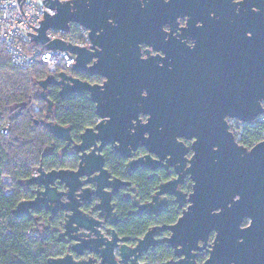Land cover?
<instances>
[{
	"label": "water",
	"instance_id": "obj_1",
	"mask_svg": "<svg viewBox=\"0 0 264 264\" xmlns=\"http://www.w3.org/2000/svg\"><path fill=\"white\" fill-rule=\"evenodd\" d=\"M142 1L145 3L43 0L54 14L44 10L40 26L30 25L38 34H27L31 35L30 41L49 50L75 55L73 73L94 76L100 64L92 61L99 47L107 49L124 28L135 29L155 20L158 11H143ZM145 4L157 6L163 1L149 0ZM71 23L88 30L90 48L57 38L50 40L49 30L69 31ZM100 74L105 78L102 85L64 72L38 82L40 98L47 103L46 118L53 112L47 90L54 85L62 98L70 93H87L99 119L85 128L77 141L70 127L45 123L56 139L72 146L77 154L76 165L50 171L38 167L25 181L32 198L22 200L13 210L16 216L32 217L33 212L46 211L51 217H61L58 240L64 243L65 253L51 258L49 264H149L143 257L160 242L173 250L176 264H195L196 252L204 250L212 229L218 232L216 242L203 264L237 261L233 240L242 216L248 214L243 206L250 199L264 197V141L248 151L236 141L228 119L252 122L264 111L258 103L264 97V75L257 77L253 70L235 66L225 68L223 74L188 69L184 74L167 77L154 99L150 91L142 96L143 83L134 73L118 79L107 72ZM114 93L126 103L113 107ZM140 113L149 116L145 122ZM183 140L191 141V145L186 146ZM107 146L126 161L128 173L164 167L167 171L172 168L176 177L160 183L147 202H140L132 183L112 176L105 167L102 150ZM141 148L146 153L135 157ZM186 177L193 183L190 193L180 189ZM123 189L129 190L127 196L137 215L158 216L169 206L170 197L181 210L180 215L173 224L151 226L141 237L120 236L114 228L119 222L114 197Z\"/></svg>",
	"mask_w": 264,
	"mask_h": 264
},
{
	"label": "trees",
	"instance_id": "obj_2",
	"mask_svg": "<svg viewBox=\"0 0 264 264\" xmlns=\"http://www.w3.org/2000/svg\"><path fill=\"white\" fill-rule=\"evenodd\" d=\"M47 76L45 65L31 70L16 67L0 45V264H49L51 258L65 253L64 243L58 240L61 217H51L46 211L33 212L32 217L13 213L19 202L32 198L25 181L38 167L50 171L72 169L76 165V153L66 142L56 139L45 123L52 121L70 127L71 136L77 141L79 134L94 126L97 120L95 104L87 93H70L62 98L59 88L54 85L47 90L48 98L53 102V112L46 118L47 103L40 98L38 82ZM6 126L8 133L4 134L1 130ZM263 129V124L245 129L240 144L250 147L254 142L250 139ZM105 156L110 174L130 181L140 202H147L156 187L166 179L163 173L145 168L128 173L125 160L120 156L110 150ZM4 178H8V182ZM183 190L189 191L190 183L186 182ZM128 194L129 190L123 189L114 197L119 218L114 228L120 236L141 237L151 226L173 224L178 219L180 212L173 202L158 216L137 215ZM171 254L168 247L160 244L144 260L157 264Z\"/></svg>",
	"mask_w": 264,
	"mask_h": 264
},
{
	"label": "flooded vegetation",
	"instance_id": "obj_3",
	"mask_svg": "<svg viewBox=\"0 0 264 264\" xmlns=\"http://www.w3.org/2000/svg\"><path fill=\"white\" fill-rule=\"evenodd\" d=\"M162 1L163 4L157 6L145 4L149 0H145V3L142 1L140 9L143 11H158L155 20L144 22L135 29L124 28L119 31L118 37L109 42L108 50L102 47L97 49V55L92 63L100 64L97 68L98 74L94 76L86 72L71 74L92 84L102 85L105 78L101 72H107L117 79L134 73L143 83L142 96H147L150 91L154 99L166 83L167 77L184 74L188 69L205 71L208 74L213 72L223 74L225 68L235 66L238 69L249 68L257 77L264 75V0ZM117 90L119 88H115V91ZM114 94L113 107H117L119 103H126L125 100H119L121 95ZM258 103L261 110H264V97L260 98ZM139 117L145 122L149 116L140 113ZM98 121L97 117L96 122ZM229 122L245 126L243 131L252 129L256 124L264 125V111L258 113L252 122L228 119V124ZM229 127L238 144L248 151L264 141L263 129L254 139H250L254 141L250 147L244 146L239 142L243 132L238 136L230 124ZM183 143L186 146L191 145V141L188 140H183ZM68 147L74 152L72 146ZM107 150L115 153L110 146L102 150L105 167ZM145 153L144 149H138L135 157L143 156ZM191 155L190 150L188 156ZM151 171L163 173L166 179L162 182L176 177L172 168L167 171L164 167H158ZM186 182L190 183L189 191L183 190ZM192 184L186 177L180 184V189L190 193ZM171 202L174 203L172 197L169 198V204ZM243 209H247L248 214L242 216L239 232L233 240L235 246L232 255L237 261L232 260L224 264H264V197L248 200ZM217 234L215 229L208 233L204 250L196 252L195 264H203L210 258ZM166 235L165 232L164 236ZM160 244L168 247L166 243H158ZM169 249L172 251L171 256L161 263L176 264L177 258L173 250Z\"/></svg>",
	"mask_w": 264,
	"mask_h": 264
},
{
	"label": "built area",
	"instance_id": "obj_4",
	"mask_svg": "<svg viewBox=\"0 0 264 264\" xmlns=\"http://www.w3.org/2000/svg\"><path fill=\"white\" fill-rule=\"evenodd\" d=\"M42 1L20 0L18 3V0H0V45L6 49L11 63L16 67L31 70L35 66L45 65L48 75L57 76L60 72L71 74L76 63L75 55L68 51L49 50L45 45L30 41L31 35L27 34H38L31 26H40L38 21L43 20L44 10L54 14V10L44 6ZM47 35L50 40L57 38L79 47L91 46L88 30L79 24L71 23L69 31L49 30ZM31 109H35L34 104ZM1 132L7 134L8 126Z\"/></svg>",
	"mask_w": 264,
	"mask_h": 264
},
{
	"label": "rangeland",
	"instance_id": "obj_5",
	"mask_svg": "<svg viewBox=\"0 0 264 264\" xmlns=\"http://www.w3.org/2000/svg\"><path fill=\"white\" fill-rule=\"evenodd\" d=\"M229 124H230V126H231V128L233 129V131L238 135V136H240L241 135V133L243 132V129L244 128H246L245 126H243V125H239L238 123H236V122H229ZM8 178H4V181L5 182H8Z\"/></svg>",
	"mask_w": 264,
	"mask_h": 264
},
{
	"label": "crops",
	"instance_id": "obj_6",
	"mask_svg": "<svg viewBox=\"0 0 264 264\" xmlns=\"http://www.w3.org/2000/svg\"><path fill=\"white\" fill-rule=\"evenodd\" d=\"M127 193V192H126Z\"/></svg>",
	"mask_w": 264,
	"mask_h": 264
}]
</instances>
